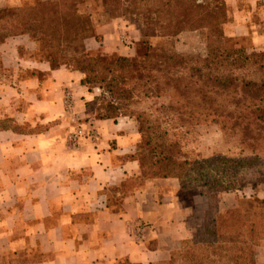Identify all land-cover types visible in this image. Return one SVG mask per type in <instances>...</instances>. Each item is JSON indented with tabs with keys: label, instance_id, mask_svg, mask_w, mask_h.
<instances>
[{
	"label": "crops",
	"instance_id": "crops-1",
	"mask_svg": "<svg viewBox=\"0 0 264 264\" xmlns=\"http://www.w3.org/2000/svg\"><path fill=\"white\" fill-rule=\"evenodd\" d=\"M1 1L19 7L33 0ZM223 1L224 35L264 51V0ZM119 32L132 45L140 40L117 19L97 28L100 41L84 40L87 52L129 54ZM37 51L28 35L0 39V122L11 125L0 129V264L168 259L203 226L206 197L184 198L174 178L140 180L133 119L88 115L85 103L98 90L89 92L79 71L38 60ZM221 196L223 210L237 199L236 192Z\"/></svg>",
	"mask_w": 264,
	"mask_h": 264
},
{
	"label": "trees",
	"instance_id": "trees-1",
	"mask_svg": "<svg viewBox=\"0 0 264 264\" xmlns=\"http://www.w3.org/2000/svg\"><path fill=\"white\" fill-rule=\"evenodd\" d=\"M87 1L52 0L0 8V34L28 35L38 45V60L49 62L53 68L79 71L83 75L81 84L91 93L98 90L85 103L88 115L100 120H134L139 142L132 157L139 164L140 180L174 178L187 196L206 197L202 233L196 232L168 259L153 264H256L249 244L257 232V222L240 207L251 206L248 200L237 195L238 207L217 210L219 195L237 192L238 171L251 166L250 159L189 158L178 135L212 122L224 132L235 131L249 140L261 136L264 52L250 56L241 44L244 39L224 35L227 7L223 0H97L110 18L131 15L154 31L153 38L205 29L207 50L201 65L183 74L180 71L188 66L182 56L170 48L154 46L144 33L136 56L92 55L77 46L93 33L90 14L79 10ZM249 66L262 69L258 77L235 73ZM163 98L168 104L157 107L156 101ZM149 102L152 104L147 109H141ZM183 111L186 115L182 116ZM8 126L0 122V129ZM116 264L142 263L122 259Z\"/></svg>",
	"mask_w": 264,
	"mask_h": 264
},
{
	"label": "rangeland",
	"instance_id": "rangeland-1",
	"mask_svg": "<svg viewBox=\"0 0 264 264\" xmlns=\"http://www.w3.org/2000/svg\"><path fill=\"white\" fill-rule=\"evenodd\" d=\"M41 1H52V0H33V1H26L22 3L21 7H27L34 5L37 2ZM3 2L0 0V8H13L3 6ZM81 13H89L90 14V21L92 25V36L88 37H95L97 41L101 40V35L96 34L98 27H104L110 24L114 20H119V23L125 25L126 27L131 26L135 30H138L140 33V40L143 36H147L154 46L157 47H164L170 48L175 51L177 54L181 55L182 58L187 62V68L183 71H180V74L185 73L190 67L192 66H200L201 59L206 54L207 50V30L205 29H198L195 31H185L178 34L175 37H151V35L155 34L154 31L152 32L151 29L144 28L141 23L137 20V18L131 15H124L121 17L110 18L109 15L104 13V10L97 0H88L86 3L82 4L79 7ZM227 20V17H226ZM122 21V22H121ZM144 28V31L142 30ZM127 29V28H126ZM191 32V33H190ZM126 33L132 36L130 30H126ZM4 34H0V39ZM118 43L123 44L130 48V53L125 56H136L137 50L140 48V40L138 42H134L132 45L130 42L124 40V34L120 32L117 34ZM87 39V38H86ZM133 39V38H132ZM85 40V39H84ZM84 40H82L77 46L83 47L87 52V49L84 45ZM243 48L246 52L253 56L256 53L264 52V51H256L253 52L250 50L247 42L243 40L241 42ZM92 55L102 54L105 56H110L106 54L102 49H98L96 51L89 52ZM118 55V54H117ZM116 56V55H114ZM262 69L257 70V66H249L244 70L236 71L238 75L244 77H251L256 78L257 75L260 74ZM188 73V72H186ZM157 107L161 104H168V99L163 98L156 101ZM152 104V102L146 103L141 105V109H147L148 106ZM182 116L186 115V112H182ZM134 121V120H133ZM135 123V122H134ZM136 127V123H135ZM137 129V127H136ZM179 141L181 146L183 147V151L187 153L189 158H208L212 156H227L237 159H250L251 166H247L241 168L238 171L237 179L240 183V187L238 188L236 194L239 195V199H247L249 205L242 204L240 207L243 210H247L250 213V218L257 222V232L254 237L251 239V249H254V262L256 264H264V203H257L256 200L259 202H264V132L262 135L259 136L256 140H249V138L241 137L235 131H222L219 125L208 122L205 124L197 125L190 130H184L180 135H178ZM193 190L200 191L199 188L193 187ZM184 198H188L187 191L184 193ZM222 193L221 195H223ZM219 195L218 203H217V210L222 212L224 211L223 208H219ZM236 199L233 205H231L228 209L238 207V203L240 200ZM242 199V200H243ZM223 203H227L226 200ZM222 209V210H220ZM262 215H261V213ZM261 215V218L260 216ZM204 230L203 227L199 231V234L202 233ZM248 233V232H247ZM198 234V235H199ZM249 234V233H248ZM200 240L207 241L208 238L206 237H199ZM250 241V239H247ZM115 262L114 264H116Z\"/></svg>",
	"mask_w": 264,
	"mask_h": 264
},
{
	"label": "built area",
	"instance_id": "built-area-1",
	"mask_svg": "<svg viewBox=\"0 0 264 264\" xmlns=\"http://www.w3.org/2000/svg\"><path fill=\"white\" fill-rule=\"evenodd\" d=\"M81 134V130L79 129L77 133H74L73 136H71V141L75 143L77 141V137Z\"/></svg>",
	"mask_w": 264,
	"mask_h": 264
}]
</instances>
